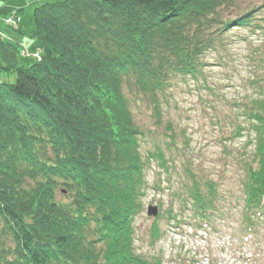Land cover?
Masks as SVG:
<instances>
[{"label":"trees","instance_id":"obj_1","mask_svg":"<svg viewBox=\"0 0 264 264\" xmlns=\"http://www.w3.org/2000/svg\"><path fill=\"white\" fill-rule=\"evenodd\" d=\"M235 8V0L42 2L31 30L45 54L40 62L16 66L15 47L0 40L9 65L0 66L16 73L15 83L0 82V264H164L136 253L134 222L151 161L166 172L169 161L159 146L145 158L147 131L132 108L143 104L162 120L174 83L203 75L206 54L229 32L264 33L263 6L229 15ZM260 61L261 95L244 111L254 150L240 230L256 240L264 217V54ZM189 174L182 210L204 228L223 214L225 196ZM178 216L170 221L181 225ZM164 218L149 232L152 246L165 235Z\"/></svg>","mask_w":264,"mask_h":264},{"label":"rangeland","instance_id":"obj_2","mask_svg":"<svg viewBox=\"0 0 264 264\" xmlns=\"http://www.w3.org/2000/svg\"><path fill=\"white\" fill-rule=\"evenodd\" d=\"M60 1L64 0H0V13L7 14L11 8L10 13L16 11L21 19L23 29L6 24L7 18L0 19V40L15 47L16 66L28 68L43 59L42 45L31 34L33 11L42 2ZM235 3L238 8L230 11L231 16L264 7V0ZM260 16H264V8ZM235 29L221 47L206 54L203 75L174 83L163 104L162 120L156 121L143 104L132 108L136 121L147 131L141 147L145 158L159 146L169 161L168 172L156 160L151 161L143 211L134 222L136 253L149 260L159 256L164 264H264V217L258 240L244 243L239 238L245 162L252 161L254 150L244 111L261 95L256 76L263 70L264 33ZM0 65L9 66L1 55ZM1 66L0 82L15 83L16 73ZM240 125L246 129L241 136L237 134ZM189 173L213 181L225 196L224 215L207 232H195L187 224L190 212L182 210ZM58 199L63 200V195ZM156 206L165 217L160 221L165 235L152 246L149 232L157 218L150 217L148 210ZM172 215H182L178 218L186 224L176 228L175 221H170Z\"/></svg>","mask_w":264,"mask_h":264},{"label":"bare ground","instance_id":"obj_3","mask_svg":"<svg viewBox=\"0 0 264 264\" xmlns=\"http://www.w3.org/2000/svg\"><path fill=\"white\" fill-rule=\"evenodd\" d=\"M13 9H9V13L7 14H2L0 13V19L2 21H5L6 18H7V22H5L6 24H11V25H15V28L16 29H23L22 26L20 25L21 24V19H19V17H16V16H19L18 13H14L16 11H13L12 13H10ZM17 31V30H16ZM0 32H1V29H0Z\"/></svg>","mask_w":264,"mask_h":264},{"label":"water","instance_id":"obj_4","mask_svg":"<svg viewBox=\"0 0 264 264\" xmlns=\"http://www.w3.org/2000/svg\"><path fill=\"white\" fill-rule=\"evenodd\" d=\"M148 215L152 217L158 216V208L157 207H150L148 210Z\"/></svg>","mask_w":264,"mask_h":264}]
</instances>
